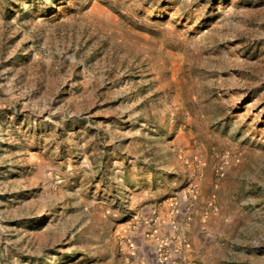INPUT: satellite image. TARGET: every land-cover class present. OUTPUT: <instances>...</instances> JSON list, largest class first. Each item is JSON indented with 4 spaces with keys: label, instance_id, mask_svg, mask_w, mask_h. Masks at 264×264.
<instances>
[{
    "label": "rangeland",
    "instance_id": "rangeland-1",
    "mask_svg": "<svg viewBox=\"0 0 264 264\" xmlns=\"http://www.w3.org/2000/svg\"><path fill=\"white\" fill-rule=\"evenodd\" d=\"M144 237L264 264V0H0V264Z\"/></svg>",
    "mask_w": 264,
    "mask_h": 264
},
{
    "label": "crops",
    "instance_id": "crops-1",
    "mask_svg": "<svg viewBox=\"0 0 264 264\" xmlns=\"http://www.w3.org/2000/svg\"><path fill=\"white\" fill-rule=\"evenodd\" d=\"M160 247L161 246L155 237H153L152 239H147L144 237L141 240L140 248H141V252L145 255V260H146L144 264H180L177 261L172 262V263H169V262L159 263L158 260L161 259L160 257H158L159 255L158 251Z\"/></svg>",
    "mask_w": 264,
    "mask_h": 264
}]
</instances>
